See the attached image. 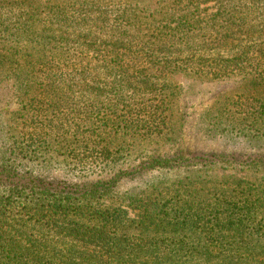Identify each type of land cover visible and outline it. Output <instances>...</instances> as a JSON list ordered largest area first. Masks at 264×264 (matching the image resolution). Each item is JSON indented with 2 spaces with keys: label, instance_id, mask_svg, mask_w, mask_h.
<instances>
[{
  "label": "rangeland",
  "instance_id": "374dc122",
  "mask_svg": "<svg viewBox=\"0 0 264 264\" xmlns=\"http://www.w3.org/2000/svg\"><path fill=\"white\" fill-rule=\"evenodd\" d=\"M40 1L43 4L38 15L37 12L28 14L24 21L16 17L12 22L15 25L29 24V35L25 37L27 46L43 51L53 48V45L68 44L62 40H72L73 42L69 44L74 46V41L89 33L93 34L91 32L93 25L101 26L103 24L101 22L105 20L103 28L110 27L126 10L129 11L131 21L143 22L138 42H145L147 39H141L144 34L152 38V31H159L164 27L175 28L178 25L175 19L167 21L169 16L196 9L189 0ZM229 1L235 8L244 0H223L224 3ZM248 6L261 10L264 3L260 0H249ZM218 7L215 2L204 4L196 10L197 16L192 22L197 23L198 29L204 30V38L203 41L195 40L193 50L190 51L188 48L170 57L169 61L172 63L184 66L179 69V73L152 80L153 88L147 87L144 83L136 93L139 101L147 100L154 106L161 105L162 101L158 103L160 99L166 100L162 109L164 125L161 124L157 129V126L147 122L145 116L138 119L140 123L136 124L134 129L132 126H135V120L130 119L127 122L129 128L123 124V130L116 131L109 125L110 110L117 108V96H121L122 100L125 99L127 104H130L128 101L133 95L131 86L123 90L105 87L97 92L90 91L91 96L86 102L97 104L102 110L101 114L90 120H86V115H82L81 119H74L71 114L74 96L76 99L81 97L79 89L74 88V85L72 89L66 88L63 92L66 100L57 101L60 105L55 106L56 110L63 112L57 116L44 112H42L44 115L34 116L35 109L33 110L34 105L31 101L34 94L19 92L9 86L5 90H0V157L4 152L8 156H13L11 151L14 145L25 142V138H22L25 123L34 121L41 128L42 125L50 126L53 122L56 129L48 133L53 149L47 153L38 152L37 160L18 159L20 175H26V172L31 171L47 182L67 188V191L74 190L75 194L84 186L90 187L98 181L106 184L108 180L120 175L118 177L120 180L105 198H96L89 206L84 205L100 212L118 208L121 217L114 213L116 219L114 218L113 225L111 224L112 228L115 226L123 232L135 234L140 227V220H146V212L158 217L156 211L160 212L158 207H161L164 208L165 215L161 214L160 218L164 222L162 223L160 219L156 221L155 217L147 222L145 229L152 234L151 236L164 232L170 234L172 228L166 230L165 227L175 220V212L192 203L195 204L194 208L189 206L184 214L188 215L190 220L192 217L193 219L184 227L183 233L195 241L196 236H202L204 239L203 246L189 239L190 245L195 244L198 248L207 247L212 250L240 251L248 247L247 242L251 239L258 242L260 247H264V207L256 206L257 209L250 212L252 219L243 221L242 225L238 222L241 212L237 209L243 208L247 200L252 204L254 203L252 198L264 197V117L256 119L257 117L250 115V111H254L250 106L256 105L259 101H246L247 97H253L252 100H255L254 98L263 100L257 110L260 112L261 105L264 107V88L257 87L254 80L256 78L245 73L238 72L237 76L230 79L213 81L188 73L190 66L198 61L193 58L195 52H199L203 42L212 41L213 34L220 33L223 24L220 22L214 26L213 16ZM87 12L90 17L83 21ZM36 15L33 20L29 18ZM126 20L123 26L129 28ZM253 20L260 22L261 16H254ZM256 21H253L254 25L264 24H257ZM147 26L152 28L151 32ZM62 36L65 38L61 39ZM53 39L59 41L52 44L46 42ZM148 40L154 43L157 39ZM235 45L216 46L212 51L214 55L209 58H214L217 62L221 61L219 59H234L241 50V47L234 48ZM165 55L166 53H161L162 57ZM208 62L216 63L213 60ZM98 78L106 80L99 75ZM161 90L163 92L159 94ZM85 96L87 99V93ZM123 107L124 105L119 108ZM120 114L125 116L123 112ZM256 121L258 124H255ZM67 122L72 124L74 132L66 126ZM94 131L97 136L93 135ZM13 135L18 139H13ZM106 139L109 143L107 148L112 155L108 162L101 158L99 151L101 149H95L96 142L107 144ZM59 142H63L64 146ZM70 148L74 150V157L81 155L87 162L90 157L89 165L84 168L78 166L70 153ZM16 152L15 156L22 157L18 151ZM156 159L174 160L154 164ZM236 185H240L241 188H237ZM88 189L90 188L82 190ZM235 205L237 207L233 209ZM16 206L20 207L19 204ZM226 209L230 211H225ZM229 212H233V217L235 216L233 225L228 224V220L225 219ZM8 216L9 221L15 222V217L10 214ZM215 216L222 221L212 225L209 220ZM19 220L21 224L30 226V229L26 227L22 230L15 222L18 230H13L10 235L29 240L25 233L31 235L45 233L37 229L36 224L27 218ZM109 223L110 220L107 219L82 220L84 225L96 224L100 227L108 226ZM44 227L46 228L45 225ZM212 232L214 239L207 242L205 239H209L208 235ZM66 242L69 244L70 241ZM46 247L58 252L72 249L70 245Z\"/></svg>",
  "mask_w": 264,
  "mask_h": 264
},
{
  "label": "trees",
  "instance_id": "16d2710c",
  "mask_svg": "<svg viewBox=\"0 0 264 264\" xmlns=\"http://www.w3.org/2000/svg\"><path fill=\"white\" fill-rule=\"evenodd\" d=\"M215 2L219 7L213 14L214 26L222 22V28L220 33L213 34L212 41L203 42L199 52H195L193 58L198 61L190 66L188 73L194 74L198 78H208L211 81L230 79L237 76L238 72L245 73L253 75L256 78L254 80L257 87L263 89L264 24L254 25L253 21L256 20L253 19L254 16H261V21H256V23H264V8L261 10L250 8L249 0H244L240 6L235 8L230 1L224 3L223 0H189V3L196 9L192 8L188 12L179 10L182 12L169 16L167 21L175 19L178 21V25L175 28L164 27L159 31L154 30L152 38L148 34H144L141 39H147L145 42H138L142 33L141 29L144 26L143 22L131 21L129 11L126 10L110 27L103 28L105 20L101 22L103 23L101 26L93 25L91 27L93 34L89 33L81 37L80 40L74 41V46L69 44L73 42L72 40H62L68 44L53 45V48L48 51L36 47L30 49L25 42V37H28L30 31L29 24L15 25L12 22L16 17L18 20L20 18V21H24L28 14L37 12L38 15L43 3L40 0H0V90L12 86L19 92L25 91L29 94L31 92L34 94L31 100L34 105L33 110L35 109L34 116L44 115L42 112L57 116L58 113L63 114L56 110L55 106L60 105L57 101L66 100L63 92L66 88L72 89V85H74V88L79 89L81 97L76 99L74 96V108L70 110L73 111L71 114L74 119H81L82 115H86V120H90L102 113L99 105L86 102L91 96L90 91L97 92L105 87L123 90L131 86L133 95L132 99L128 101L130 104H127L125 99L122 100L121 96H117V108L110 110L109 125L116 131L123 130V124L129 128L127 122L130 119L135 120V126H132L134 129L136 124L140 123L138 119L145 116L147 122L157 126L158 129L161 124L164 125L162 109L166 100L162 98L158 102L162 101L161 105L154 106L147 100L139 101L136 98V93L144 83L147 87L153 88L154 81L152 80L179 73V69L184 66L172 63L169 61L170 57L188 48L190 51L193 50L195 40L203 41L204 30L198 29L197 23L192 22V19L196 18V10L200 9L202 5ZM260 2L264 3V0H260ZM187 7L189 6L187 5ZM37 15L29 16V18L33 20ZM84 17L83 21L88 19L90 14L87 12ZM255 19L257 18L255 17ZM125 20L129 28H124ZM147 29L150 32L152 30L150 26H147ZM63 38L65 37L62 36L61 39ZM148 39L157 40L150 43ZM54 41L59 40L53 39L46 42L52 44ZM222 45H235L234 48L241 47V50L234 59H219L221 61L217 62L214 58H209L214 55L212 51L216 49V46ZM141 47L143 48L141 49ZM161 53H166V55L162 57ZM208 59L216 61V63L209 64ZM98 75L105 77L106 80H99ZM72 80L74 82H71ZM162 92L161 90L159 94ZM252 99L253 97H247L246 101L259 102L250 106L251 109H254V111H250V115L257 117L256 119L264 117L263 105L260 107V112H257L259 104L263 103V100ZM122 105L124 107L120 109L119 107ZM121 112L125 113V116L121 115ZM51 123L52 125H42L41 128L34 121L25 123L24 131L26 132L27 129V133L24 131L22 133L25 142L14 145V149L11 151L13 156H8L4 152L0 157L1 263L264 264V247H260L258 242L251 239L247 242L248 247L240 251L212 250L207 247L198 248L195 244L190 245L189 239L191 242H197L199 246H203L202 240L204 239L202 236H196L195 241L183 233L184 227L188 226V223L193 219L192 217L190 220L189 216L184 214L189 206L194 208L195 204L192 203L186 204L183 208H179V212H175V220L166 225L167 228L165 227L166 230L172 228L170 234L164 232L151 236L152 234L145 229V226L147 222H150V219L157 216L151 215L149 212L145 214L146 220H140V227L135 234L123 232L115 226L112 228L114 218L116 219L114 215L117 214L121 217V214H118V208L100 212L84 205L89 206L91 201L96 198H105L106 194L112 191L117 181L120 180L118 178L120 175L115 179L108 180L109 182L106 184L98 181L90 187L84 186L80 188L78 194H75L74 190L67 191V188H62L59 184L54 185L47 182L31 171L26 172V175H20L18 159L37 160L38 152L47 153L53 149V145L48 139V133L55 131L56 126L53 122ZM255 124L258 122L256 121ZM71 125L70 122L66 123V126H69L74 132V127L72 128ZM95 133L94 131L93 135L97 136L98 134ZM13 139L18 138L13 135ZM105 142L107 144L96 142L95 149L100 148L101 158L108 162L112 155L107 148L108 140L106 139ZM59 143L64 146L63 142ZM16 151L22 157L15 156L17 155ZM70 153L74 157V150L71 148ZM103 155L106 156L103 157ZM90 159L89 157L87 162V159L81 155L74 157L77 165L83 168L89 165ZM173 160L156 159L154 164L168 163ZM239 186L237 188L240 189ZM86 188L90 189L82 190ZM250 197H252V193ZM252 199L254 203L251 204L247 200L243 208H237L241 212L238 220L241 225L243 221L252 219L250 212L255 211L256 206L264 207V197ZM18 204L20 207L16 206ZM235 207L237 205L233 206V209ZM158 210L160 212L156 211V214L159 215L156 221L160 219L163 223L164 220L160 217H162L161 214L165 215L164 208L158 207ZM225 211H230V209ZM8 214L15 217L17 226L22 230L26 227L30 229V226L21 224L19 220L27 218L36 224L37 229L45 233L41 232L40 235L25 233L29 236V240L10 235L13 230L17 231L18 227L15 222L9 221ZM233 215V212H229L225 217L230 225L234 224L235 216L233 217ZM98 219H107L110 220V223L108 226L101 227L96 224H82V220L97 221ZM198 219H200L199 215ZM219 221L221 223L222 220L215 216L209 220V223L216 225ZM208 237L209 239H205L207 242L214 237L213 232ZM66 240L70 241L69 244ZM51 245L54 247L70 245L72 249L58 252L46 247H51Z\"/></svg>",
  "mask_w": 264,
  "mask_h": 264
}]
</instances>
